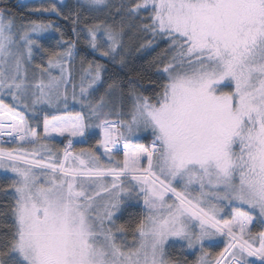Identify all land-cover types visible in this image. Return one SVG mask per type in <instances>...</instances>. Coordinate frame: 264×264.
<instances>
[{"label": "snow or ice", "instance_id": "1", "mask_svg": "<svg viewBox=\"0 0 264 264\" xmlns=\"http://www.w3.org/2000/svg\"><path fill=\"white\" fill-rule=\"evenodd\" d=\"M80 7L108 11L79 28V12L63 15L55 2L33 10L70 20L76 40L51 20L17 23L0 7V137L10 138L0 141V170L12 174L0 189L12 199L0 213V264H187L168 257L176 242L198 252L192 264H264V0ZM141 12L150 13L141 31L152 37L141 47L167 44L156 61L159 91L145 96L129 82L125 92L116 79L105 87L104 65L82 57L77 92L64 65L81 34L123 64L125 27ZM49 32L65 50L29 77ZM147 130L150 144L132 142ZM57 137L66 145L54 151ZM92 137L94 146L74 147ZM140 199L147 211L135 227L117 224L125 201ZM216 237L224 247L212 254L205 242Z\"/></svg>", "mask_w": 264, "mask_h": 264}, {"label": "trees", "instance_id": "2", "mask_svg": "<svg viewBox=\"0 0 264 264\" xmlns=\"http://www.w3.org/2000/svg\"><path fill=\"white\" fill-rule=\"evenodd\" d=\"M121 0H113L111 3H120ZM81 3L77 0H68L65 5L60 7L59 9L63 13V15L71 16L73 13L79 12L81 23L79 24V28H83L85 20L88 23L98 22L99 20H104L106 15L102 12L96 11H88L84 7H80ZM0 7H6L13 16L16 17L17 23H27L31 20H51L55 25H57L61 32L64 33L65 40H76L77 37L72 32V24L70 20H65L63 16L56 15H39L35 13L31 8L26 7L24 4L20 3L18 0H0ZM106 11V10H105ZM114 11V9H113ZM118 18V17H117ZM143 20L135 19L131 21V24L135 25L134 27H125L124 32L127 33L131 31L133 34H137L140 39H134L135 47H133L129 56L125 55V51L123 50L124 63L121 64L120 57L117 56L116 61H110L108 58H102L98 53L94 52L90 47L86 46L83 39V34H81L80 39L77 42V46L75 49L76 55L74 58L69 59L67 63H65V68L67 69V73L70 75V78L74 83L77 84L76 91L79 90V82L80 77L83 75V69L87 67V63L85 62L83 65L81 64V58L85 57L86 61H96L104 65V71L102 72V78L106 81L105 87H107V83H111L112 79H116L121 81L124 87L125 92H127L128 87L130 86L129 82H131V86L135 87L137 91L145 96L152 97L155 95L157 91H159V85L164 83L165 81L160 77L157 72V63L156 61L162 54L163 50L167 47V44L164 41L157 40L156 43L148 48H142L141 45L145 44L147 40L152 37L141 31ZM128 22L126 21V24ZM79 30V29H78ZM60 40V34L56 32H49L44 34V38L41 39L40 43L42 44V50H34L32 61L30 64H27L29 77H31L34 71H38L35 66L37 64H41L44 67H47L48 55L52 51H64V45L58 44L57 41ZM46 49L47 51H44ZM53 70V69H52ZM55 70V69H54ZM53 75H59L52 72ZM71 88V85H69ZM5 103L11 105L13 103L10 98L8 101H4ZM71 106V101H70ZM128 107H130V102L127 107L123 108V112L126 117L130 118L126 113L128 111ZM18 111H22V109H17ZM74 110L79 111V105H75ZM30 115V113L28 114ZM112 119H117L116 117H111ZM39 132H43L42 128V117H41V127L38 129ZM97 137H92L87 144H76L74 143V147H90L95 145V140ZM152 138L148 137L140 142L142 144H150ZM66 145V141H55L50 147L53 150L60 149L62 150ZM5 147H9L11 145H4ZM102 151V150H101ZM62 155V152H61ZM106 159V158H105ZM11 173H6L4 170H0V189L7 188V186L11 183ZM12 203V199L10 196L6 197L3 191H0V213L5 211L6 205ZM145 214L142 206L138 204H129L125 206L120 212L117 224H125L130 227H135V224L138 220ZM8 222L10 223V216ZM6 220V217L0 214V225H3ZM2 231V228H0ZM129 239H132L131 233L128 234ZM182 259L181 262L187 260V264H192L193 261L188 260L189 256L186 251L181 250ZM177 248H172L171 250V259L177 260ZM184 259V260H183Z\"/></svg>", "mask_w": 264, "mask_h": 264}, {"label": "rangeland", "instance_id": "3", "mask_svg": "<svg viewBox=\"0 0 264 264\" xmlns=\"http://www.w3.org/2000/svg\"><path fill=\"white\" fill-rule=\"evenodd\" d=\"M20 3L24 4L26 7L28 8H31V9H35V8H38L40 7L41 5H48L50 3H53L55 2L57 4V7L60 8L62 7L63 5H65L67 3L68 0H18ZM79 3L83 4L84 3V0H77ZM113 0H108L109 3H111ZM124 3L126 4H130L132 2H135V0H123ZM107 11H104L102 12L104 15H107ZM97 12V11H96ZM150 13H147V12H141L140 13V18L138 20H143V22H147V16L149 15ZM142 22V23H143ZM150 35V34H149ZM151 36V35H150ZM141 37V36H140ZM140 37L137 35V34H133L131 31H128L127 33L124 32L123 36H122V44H123V49L124 51L126 52L125 55H128L130 54V52L132 51L133 47H135V42H134V39H140ZM52 72L56 73V74H59V69H53L51 70ZM79 92V90H78ZM11 97H8V96H5L3 97L4 101H8ZM123 115L121 116V118L123 119H130L128 117H126V115L124 114L123 110H121ZM112 117H116V116H112ZM117 118V117H116ZM0 119H3V117H0ZM148 138V137H151V131L150 130H147V131H142L138 134V137H134L133 138V143H140L142 142L144 139ZM10 139L9 137H0V141H6ZM56 141H64V139L62 137H57L56 138ZM75 143V141H74ZM5 145H8V144H5ZM121 158H122V155H121ZM43 179V178H41ZM175 183V182H174ZM129 204H138L140 206L143 207L144 209V212L146 213V208L143 204V200L140 199V200H126L124 205H122L121 207V211L123 210V208ZM247 210V209H245ZM120 212H118L116 214V216L118 217ZM225 218H228V217H225ZM127 239L129 241H131L129 239V236H127ZM171 243V241H170ZM183 244V242H176L175 245L173 247H169L167 248V253H168V257L171 258V250L172 248H177V260L181 261L180 259H182L181 255V250H184L186 251L187 255L189 256L188 260L190 261H195L197 255H198V252H194L192 250H187L185 248H182L181 245ZM206 244V247H208V251L211 252L212 254H215L219 251L222 250V248L224 247V243H223V238L222 237H216L214 241L212 242H208L206 241L205 242ZM211 244V246H209ZM184 260V259H183ZM187 261V260H186Z\"/></svg>", "mask_w": 264, "mask_h": 264}]
</instances>
